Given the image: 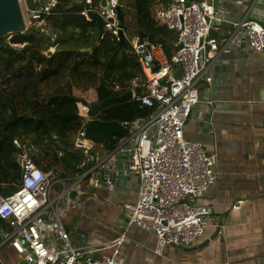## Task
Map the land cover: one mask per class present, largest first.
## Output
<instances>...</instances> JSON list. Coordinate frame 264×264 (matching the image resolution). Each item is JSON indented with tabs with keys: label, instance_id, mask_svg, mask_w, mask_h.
Listing matches in <instances>:
<instances>
[{
	"label": "built area",
	"instance_id": "1",
	"mask_svg": "<svg viewBox=\"0 0 264 264\" xmlns=\"http://www.w3.org/2000/svg\"><path fill=\"white\" fill-rule=\"evenodd\" d=\"M84 1L90 5L94 0ZM102 1L101 9L85 8L81 15L90 20L89 13H97L103 27L118 42L123 33L143 73L145 92L136 99L151 108L152 113L135 121L130 137L121 140L105 157L96 159L95 166L75 175L76 182L58 195L53 189L62 183L60 176L43 171L22 150L21 185L9 196L0 195V219L8 225L0 228V264H19L22 259L25 264H123L116 257L126 235L116 240L112 257L95 258L93 250L71 244L62 220L63 212L72 202L71 192L75 191L76 197L90 195L81 183L90 188L112 189L116 185L119 160L140 182L137 201L124 205L130 217L129 227L154 233L158 238L157 255L166 246H194L208 228L210 212L200 198L217 182L218 158L201 143L187 139L185 126L193 107L201 100L200 82L204 80L210 89L213 83L210 67L238 34L245 38L250 49L264 50V17L257 12L264 6V0H243L246 13L235 22L226 18V0H170L168 5L155 10L161 30L154 34L163 38L162 31H167L176 37L179 47L170 58L163 53L162 44L124 31L117 12L118 0ZM21 2L26 4V0ZM34 2L36 8L27 10L26 28L42 15L50 14L57 3ZM227 23L232 31L223 36L222 26ZM139 86L138 78L130 82L132 92ZM207 103L212 104L210 100ZM89 108V103H79L84 124L91 120ZM16 144L21 148L18 141ZM75 144L86 153L91 150L84 127L77 133ZM6 248L13 250L18 259L6 263L3 259Z\"/></svg>",
	"mask_w": 264,
	"mask_h": 264
},
{
	"label": "crops",
	"instance_id": "2",
	"mask_svg": "<svg viewBox=\"0 0 264 264\" xmlns=\"http://www.w3.org/2000/svg\"><path fill=\"white\" fill-rule=\"evenodd\" d=\"M79 3L71 0L68 5ZM129 3L121 0L122 10L129 8ZM162 6L166 5L158 2L153 10ZM261 7L257 12L264 17ZM225 10L229 22H235L243 18L247 5L243 0H226ZM231 31L229 23L222 26L223 36ZM174 45L176 50V37ZM209 75L213 83L208 90L206 82H200L201 100L185 126L187 139L201 143L218 158L217 182L200 198L210 212L205 234L192 247L166 246L157 255V236L129 227L124 205L137 201L140 182L119 160L112 189L90 188L83 182L90 195L72 199L63 212L74 247L93 250L95 258L112 257L116 240L126 235L116 257L123 264H264V50L250 49L238 34L219 54ZM107 153L94 151L93 166ZM71 163L72 167L76 164ZM60 176L62 183L55 185V195L76 182L70 173ZM218 228L220 233L215 236ZM13 255V260L18 259Z\"/></svg>",
	"mask_w": 264,
	"mask_h": 264
},
{
	"label": "trees",
	"instance_id": "3",
	"mask_svg": "<svg viewBox=\"0 0 264 264\" xmlns=\"http://www.w3.org/2000/svg\"><path fill=\"white\" fill-rule=\"evenodd\" d=\"M170 0H133L134 27L126 23L124 31L140 38L149 37L160 43L168 58L175 50V36L161 30L153 6ZM104 1L94 0L69 7L56 3L51 13L42 15L25 30L2 38L0 46V195L9 196L21 185V152L16 144L27 134L37 143L52 144L31 157L45 172L59 175V168L78 175L93 166L94 151H113L123 139L130 137L132 124L148 118L152 109L143 106L137 95L145 92L140 63L131 53L128 42H120L93 20L81 15L85 8L99 10ZM130 15V16H131ZM49 30V33L46 32ZM167 41H166V40ZM91 49V52H84ZM53 50V51H51ZM140 80L130 101L108 107L89 108L91 120L84 124L74 89H94L100 103L110 96L131 90L130 82ZM116 121L110 124L109 122ZM85 128L92 148L87 153L76 147L75 138ZM61 152L63 154H61ZM72 161L76 162L72 167ZM0 228H8L0 219Z\"/></svg>",
	"mask_w": 264,
	"mask_h": 264
},
{
	"label": "water",
	"instance_id": "4",
	"mask_svg": "<svg viewBox=\"0 0 264 264\" xmlns=\"http://www.w3.org/2000/svg\"><path fill=\"white\" fill-rule=\"evenodd\" d=\"M47 1H50V0H47ZM55 1L57 3H62V4L71 3V0H55ZM118 1H119V5L117 7V12H118L119 20L123 21V11H122V6H121V0H118ZM79 2L80 1L78 0V3ZM89 18L90 20H93L98 24L99 29L103 28V21L97 13L90 12ZM25 26H26L25 16H24V12L22 10L21 4H20V0H0V46H3L2 38L11 36L12 34L16 32L25 30L26 29ZM120 38H121L120 44L126 45L122 32L120 34ZM84 52H91V49H85ZM157 68L158 67H156L155 69ZM109 93H110V96L107 99L103 100L100 103H90L89 106L91 108L101 109V108L108 107L112 104H119V103L130 101L133 98L132 91H128L122 95H115L113 91L110 89ZM84 103L87 104V102H84ZM109 123L113 124V123H116V121H112ZM70 197L72 199H75L76 192L75 191L71 192ZM219 233H220V228H218V230L216 231L215 236H217ZM214 237H212V239ZM19 264H25L24 260L23 259L20 260Z\"/></svg>",
	"mask_w": 264,
	"mask_h": 264
},
{
	"label": "rangeland",
	"instance_id": "5",
	"mask_svg": "<svg viewBox=\"0 0 264 264\" xmlns=\"http://www.w3.org/2000/svg\"><path fill=\"white\" fill-rule=\"evenodd\" d=\"M129 2H130L129 8H127V9L125 8V10H124V13L126 15L125 20H126V23H130V25L132 27H134V21L132 18L133 15H131V14H133V8L131 6V4L133 3V0H129ZM21 7H22V10L24 12L25 18L28 19L26 7L29 10L35 9L36 3L34 2V0H26V4L24 2L23 3L21 2ZM127 33L129 34V32H127ZM74 94L78 98H80L81 100H83L84 102H87L89 104L95 103L97 101V96H96L94 89H88L86 91L74 89ZM36 140L38 141V139L36 137H34L32 134H27L22 139H20L18 141V145L21 146V148L23 149V151L26 154H28L29 156H32L33 154H37L41 149L49 146V144H52L50 142V140H44V141H41L39 143H37ZM59 174L65 176V175H68V172H66L64 169L59 168ZM13 254H14V252L11 251L10 249L6 250L3 253V259L5 260L6 263H11L13 256H14Z\"/></svg>",
	"mask_w": 264,
	"mask_h": 264
}]
</instances>
